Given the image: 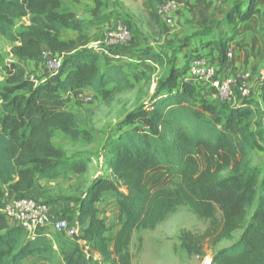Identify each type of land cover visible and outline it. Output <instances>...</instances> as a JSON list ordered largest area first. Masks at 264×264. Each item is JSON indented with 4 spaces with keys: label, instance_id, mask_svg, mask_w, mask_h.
I'll return each instance as SVG.
<instances>
[{
    "label": "trees",
    "instance_id": "obj_1",
    "mask_svg": "<svg viewBox=\"0 0 264 264\" xmlns=\"http://www.w3.org/2000/svg\"><path fill=\"white\" fill-rule=\"evenodd\" d=\"M66 1L0 0V35L17 43L13 49L17 62L10 65L6 78L9 92L1 99L0 209L6 192L26 197L42 180L85 167L52 144L57 132L90 140L78 128L77 116L67 110L73 95L87 89L109 100L134 87L120 62L105 63L86 49L90 27L66 9ZM93 1L97 10L100 0ZM242 7L234 4L223 19L232 30L237 20L251 17L254 0ZM149 15L154 23L161 21L157 8ZM22 18L29 23L27 31L15 36L12 27ZM65 30L77 37L62 40ZM232 39L210 42L219 64L226 62ZM43 50L63 56L61 76L54 83L36 84L26 77L23 62L36 60ZM255 105L254 99L236 105L208 101L171 71L108 141L103 165L107 173L92 181L75 213L90 252L84 253L78 244L70 246L63 264H97L93 254L101 264H132V235L154 230L180 208L209 223L200 236L189 232L180 236L188 255H202L205 240L214 248L240 231L237 240L212 253L210 264H264V163L252 166L264 132L254 131ZM223 173L227 175L222 177ZM104 191H111L116 201L117 230L112 237L97 217ZM51 253L50 242L27 237L0 212V264H24L35 254Z\"/></svg>",
    "mask_w": 264,
    "mask_h": 264
},
{
    "label": "rangeland",
    "instance_id": "obj_2",
    "mask_svg": "<svg viewBox=\"0 0 264 264\" xmlns=\"http://www.w3.org/2000/svg\"><path fill=\"white\" fill-rule=\"evenodd\" d=\"M248 1L234 0L232 6L234 4L245 6ZM100 3L97 10H95L96 1L93 0L77 2L67 0L65 4L66 9L73 11L79 20L90 27L87 32L89 43L86 49L90 51L105 49L110 53L122 55L119 62L123 65L134 87L132 90L114 95L109 100H102L87 89L83 91L85 94H91V102L84 103L80 96L78 98L77 94L73 95L67 110L77 116L78 128L84 131L85 138L90 140L82 137L73 139L60 132H57L52 139L53 146L62 150L65 157L70 161H83L85 167L80 172L42 180L36 186V193L32 197L42 203L56 206L57 212L61 216L68 217L71 225L76 222L75 213L78 204L86 195L92 181L97 176L107 173L103 166L107 143L116 135L124 118L140 105L147 103L154 95L157 84L171 71H175L177 77L181 75V70H184L175 68L174 43L168 45L163 40L164 29L171 27L162 24L161 21L158 24L154 23L149 15L150 10L156 9L162 0H152L151 3L150 0H100ZM223 19L216 22V27L226 24ZM28 25L25 18L17 19L12 27V33L16 36L26 32ZM117 25H124L129 30L130 38L123 43L109 42L105 39L107 31ZM72 37H77V33L63 31L60 36L62 40ZM16 46V42H10L0 35V118L3 116L2 96L9 92L6 82L7 73L10 71V65L17 62L13 55V49ZM147 56L155 60L144 62ZM101 60L105 63L111 62ZM23 66L26 77L36 84L61 76L60 72L51 74L41 56L36 60L23 62ZM261 78L262 76L258 75V81L255 84V91L259 95L254 94V96L257 100L259 99V102L254 99L256 103L254 131L264 132V94L261 100L259 89V85L263 86L264 82ZM13 95L15 93L10 94V96ZM251 96L253 97V94L250 95L249 100ZM263 163L264 141H260V146L252 156V166H262ZM226 175L223 173L222 177ZM174 181L170 186L171 189H174L173 185L176 182ZM97 208V217L103 220L108 228L107 235L112 237L117 230L114 194L111 191H104ZM217 216L220 217V214L217 213ZM208 224V221L194 216L187 208L178 209L169 214L154 230H141L132 235L130 243L132 264H205L206 258H210L214 251L230 245L241 234L240 231L236 232L231 241H221L214 248L210 247V240H205L202 255H188L181 247L180 236L184 232L200 236L205 232ZM52 239L51 254L40 256L35 254L24 264H63L66 249L77 245V237L68 239L63 234H54ZM79 246L84 253L90 252L86 246ZM93 257L98 261L97 264H101L97 254H93Z\"/></svg>",
    "mask_w": 264,
    "mask_h": 264
},
{
    "label": "crops",
    "instance_id": "obj_3",
    "mask_svg": "<svg viewBox=\"0 0 264 264\" xmlns=\"http://www.w3.org/2000/svg\"><path fill=\"white\" fill-rule=\"evenodd\" d=\"M175 1L178 7L174 21L172 26L170 25L171 28L164 29L163 40L168 45L174 43L175 68L184 69L181 70V75L177 76L178 81H183L192 62L200 58L214 67L220 78L248 75L247 85L253 94L251 99L259 102L254 94H258L255 91L258 75L262 76L261 80L264 82V0H254L251 17L246 21L237 20L234 30H232L233 26L227 24L216 27V22L225 17L234 0ZM161 23L164 24L162 21ZM230 36L233 38L229 44V48H232V56L224 64H219L218 52L210 42ZM178 46L182 48H175ZM144 60L146 62L155 59L147 57ZM56 80L57 77L51 79V82L54 83ZM189 83L195 86L198 96L207 97L208 88L205 84L194 81ZM263 86L259 85L260 93ZM260 97L262 100V94ZM35 193L33 189L29 195L34 196ZM53 208L57 209L56 206Z\"/></svg>",
    "mask_w": 264,
    "mask_h": 264
},
{
    "label": "built area",
    "instance_id": "obj_4",
    "mask_svg": "<svg viewBox=\"0 0 264 264\" xmlns=\"http://www.w3.org/2000/svg\"><path fill=\"white\" fill-rule=\"evenodd\" d=\"M177 2L175 0H164L157 7V14L165 25H172L174 14L177 11ZM130 38L129 30L124 25H117L107 31L105 39L109 42H125ZM96 55L101 59L111 62H119L122 55L110 53L105 49H94ZM232 56V48H228L226 59ZM41 57L45 60L46 68L51 74L60 71L63 62V56L55 54L49 50L42 52ZM248 75L239 77L217 76L214 67L208 65L203 59H195L188 69L183 81L199 82L205 84L208 88L207 100L212 102L227 103L236 105L249 99L251 92L247 85ZM77 97L83 99V102H91V94H85L83 90L78 91ZM88 97V98H87ZM239 98V99H237ZM0 212L12 227H19L29 238L37 236L43 237L53 245L52 235L63 234L68 239L77 237V244L86 246L85 241L80 237V227L77 222L71 225L66 216H61L53 206L42 203L32 196L18 197L10 192H6L1 201ZM55 247V246H54ZM211 258H206L205 264H210Z\"/></svg>",
    "mask_w": 264,
    "mask_h": 264
}]
</instances>
